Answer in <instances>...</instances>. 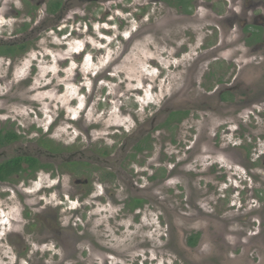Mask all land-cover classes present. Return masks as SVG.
<instances>
[{
    "label": "rangeland",
    "instance_id": "374dc122",
    "mask_svg": "<svg viewBox=\"0 0 264 264\" xmlns=\"http://www.w3.org/2000/svg\"><path fill=\"white\" fill-rule=\"evenodd\" d=\"M32 1L0 0V45L25 44L13 58L0 53V123L15 124L24 144L42 145L49 135L53 147L70 152L88 146L86 132L95 152L116 142L130 155L146 138L149 154L135 157L142 166L124 167L135 175L150 164L157 178L142 177L151 204L127 213L124 223L122 204L108 194L89 211L64 213L92 218L90 240L57 248L50 238L30 249L35 264H102L103 258V264H264V163L255 156L264 152V53L262 46L251 52L246 26L221 22L230 2L206 8V0H81L85 8L70 7L58 19ZM235 83L240 89L225 94ZM245 94L253 103L240 104ZM222 95L228 103L217 100ZM172 110L186 113L182 122H166ZM138 122L142 136H112ZM240 153L247 155L243 164ZM61 185H72L70 177ZM34 186L0 194L7 240L28 245L41 237L40 219L23 215L20 222L21 210L35 211ZM51 198L46 194L43 204ZM31 217L35 223L25 227ZM193 232L200 233L198 245L188 249ZM16 249L0 253V264H17L18 253L28 251Z\"/></svg>",
    "mask_w": 264,
    "mask_h": 264
},
{
    "label": "flooded vegetation",
    "instance_id": "af4514ba",
    "mask_svg": "<svg viewBox=\"0 0 264 264\" xmlns=\"http://www.w3.org/2000/svg\"><path fill=\"white\" fill-rule=\"evenodd\" d=\"M198 1L203 0H194V5H196ZM221 1L223 2V0ZM226 1L230 2L227 6L229 14L224 17L221 16V22L228 19L227 24L229 26H232L233 24H237V26L239 27L246 26L245 31H248V36L246 35L248 37L247 39H252L250 44L254 46V49H252L251 52L262 46L263 51L260 52L261 54H263L264 15L263 12H259L258 9L264 11V1ZM32 3H34V5L38 7L43 5L47 17H57L58 19L70 7L78 5L79 7L83 6L85 8V5L81 4V0H33ZM203 3L206 8H209L211 5H213V3H215V1L206 0ZM237 4L239 5L237 6ZM178 6L182 7L183 4H179ZM236 6L237 10L235 9ZM220 9L221 8L216 7L212 8L211 10H215L218 13ZM17 11L16 13H18ZM32 14H34L33 11ZM218 19L219 17L212 15V20ZM4 45H15L19 47L18 51L22 50L20 48V45L22 44L16 41H13L11 44L6 42L4 43ZM15 53L11 52L9 56L13 58V55ZM208 76H211L210 71L208 73ZM241 86L242 84L240 83V87ZM240 87H237V84L235 83L232 86L226 88L229 90H227L225 94L231 93L232 91L234 92V90H237V88L240 89ZM80 89L83 90V92H86L87 86L82 85ZM222 98H224V101L228 103V98L225 99L224 95H222V97L218 98L217 100L220 101L222 100ZM232 98L233 97H229V104H235L232 101ZM260 99H262V97H255L256 101H259ZM252 101L253 100L249 98L247 94H245L243 100L239 102L240 104H247L248 102L253 103ZM174 111L177 110H172L169 114L167 113L168 116L166 118H168L169 115ZM175 118L176 117L173 118L174 120L170 121L171 124L180 123V121L185 118V115L182 116L180 121L175 120ZM7 122L5 123L4 121H2L0 123V194L2 195L3 193L10 192L23 193L22 188L30 189L35 184L40 182V184L35 185L33 190L30 191L32 196H34L35 198L39 197L38 201H31L29 205L31 206V210L35 209V211L27 210L26 213H23V210H21L20 222H23V220H25L24 218H22L23 215H25L27 219L29 218V215L34 216L36 219H40L41 221L40 224H38L36 231L38 233H41V237L38 238L37 236V240H34L35 243L30 242L27 245L24 244L25 241L15 242L11 239L7 240L6 237L9 236V233L11 232L7 231L6 234H3L0 228V253H12V251L18 250L16 248L19 246H23L24 249L28 250L26 253H18L19 256L16 257L17 264H23V262H27V264H35L33 258L29 254L30 249H36V247H38L39 244L42 243V245L47 244L46 241L50 238H53L58 243L56 245L57 248H66L67 246L71 247L70 245H68V243L73 244L72 246L75 247L77 243L81 245V242H84L86 239L90 240L88 232L92 227V218H85L82 213L81 217L78 218L74 217V215H70L69 217H67L66 215H64V213L75 212L79 208L89 211V208L91 206L103 203L105 194H108L107 198L109 199V201L111 200L116 204H122L123 212L119 217L123 220V222L121 223H124L127 218L130 217L128 215L126 217L127 213L132 214V212L135 211L136 214H140V211L142 213V207L145 204H151V202H148V200L152 198V195L148 196L149 192L147 191V188L149 186L147 183H144L141 180L143 176H145V178L147 177L150 181L157 179L155 176V172L149 173V170L152 169V167H150V164L147 165L149 169H136L134 171L135 175L127 173V170L125 168L128 164H130V166L132 167L142 166V161H138V165L135 162V157L137 155H140V153H146L147 155L149 154V151L151 150V144L148 139H142L140 141V144H136L135 148L131 150L130 155L126 154L125 147L122 146L120 148V145L116 144V142H113V145L111 144V147L107 146L108 148L97 150L98 152H95L91 149V138L90 135H88V132H86L85 135L89 138V140L86 141L88 146L82 145L79 148L80 150H76L79 152H70L72 150L53 147L50 141L52 140V137L49 135H45V137L47 138L41 140L43 143L42 145H40L39 143L29 144V142L24 144V136L22 132L18 130L15 124H12V122L10 126H7ZM141 125L142 122H138V125L130 132H128V130H123V133L113 134L112 136L118 137L126 134L127 137L128 134L127 139L135 138L138 133L140 134V136H142L143 131L140 132L142 128ZM237 137L242 140L243 144H249V142L246 141L244 133H238ZM235 141H233V143H235ZM242 145L241 147L247 151L248 147ZM113 153L115 154L112 158ZM240 154V162L241 164H243L244 158H246L247 155L246 153ZM255 156L256 160L262 159V163H264V152H258ZM52 160H59L58 164H53L51 162ZM213 167H215V164L213 165ZM64 176L68 178L70 177L72 185H68L63 189L61 185V179H63ZM135 176L137 177L136 181H134ZM54 179L56 181L53 182ZM66 180L68 181V179ZM48 185L51 186V189L53 190L52 192H50ZM109 186H114V188L108 190ZM57 193L60 195L61 199H57ZM46 194H52V198L51 201L45 206L43 204V201ZM73 203L78 205L76 206L77 208L71 206ZM79 213L80 211L76 212V214ZM67 218L68 223L67 226H65L64 220H66ZM77 219H84V223L82 221L78 223V225H83L81 228L83 229V231L80 233L77 232L76 228L78 227V225L76 224ZM35 221L36 220L31 217V220H29V222L25 224V227H27V225L34 224ZM74 226L76 227L74 228ZM120 231V229H115V232ZM23 234L24 232L19 233L18 236L22 237L24 236ZM26 234H28V231H26ZM186 248L190 249L193 247L187 245ZM47 251L51 252V249H47ZM187 251L189 252L190 250ZM106 262L107 260L103 258V263Z\"/></svg>",
    "mask_w": 264,
    "mask_h": 264
},
{
    "label": "trees",
    "instance_id": "16d2710c",
    "mask_svg": "<svg viewBox=\"0 0 264 264\" xmlns=\"http://www.w3.org/2000/svg\"><path fill=\"white\" fill-rule=\"evenodd\" d=\"M25 47V44L20 45V48L23 49ZM19 50V47L15 46V45H0V53H5L6 55H9L11 52L15 53L16 51ZM186 115L185 112H180L179 110L172 112L169 117L167 118V121L170 120H174L173 118H175V120L180 121L182 116ZM200 237V233L197 232H193L191 233L189 236H187L186 238V244L190 247H195L196 244H198V239Z\"/></svg>",
    "mask_w": 264,
    "mask_h": 264
},
{
    "label": "clouds",
    "instance_id": "9594fccd",
    "mask_svg": "<svg viewBox=\"0 0 264 264\" xmlns=\"http://www.w3.org/2000/svg\"><path fill=\"white\" fill-rule=\"evenodd\" d=\"M94 75H96V73L95 74H93V76ZM82 85H86V84H82ZM87 86V85H86ZM79 90H81L80 88H79ZM87 90H88V87H87V89H86V92H87ZM83 91V90H82ZM89 92H90V89H89ZM127 131V130H126Z\"/></svg>",
    "mask_w": 264,
    "mask_h": 264
}]
</instances>
